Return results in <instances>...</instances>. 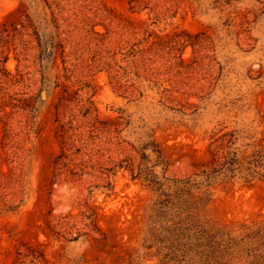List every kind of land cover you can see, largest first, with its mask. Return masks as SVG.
I'll return each mask as SVG.
<instances>
[{
    "label": "rangeland",
    "instance_id": "rangeland-1",
    "mask_svg": "<svg viewBox=\"0 0 264 264\" xmlns=\"http://www.w3.org/2000/svg\"><path fill=\"white\" fill-rule=\"evenodd\" d=\"M228 139L264 149V0H0V264H163L129 168ZM209 191L212 225L264 221V179Z\"/></svg>",
    "mask_w": 264,
    "mask_h": 264
},
{
    "label": "trees",
    "instance_id": "trees-1",
    "mask_svg": "<svg viewBox=\"0 0 264 264\" xmlns=\"http://www.w3.org/2000/svg\"><path fill=\"white\" fill-rule=\"evenodd\" d=\"M226 141L212 153L206 168L182 177L166 174L158 149L150 165L130 167V178L155 194L147 213L143 247L163 264H261L264 260V221L232 231L209 223V188L221 181L252 185L264 179V149L245 154ZM145 155L147 148H143ZM145 157L142 156V159ZM156 167L160 170L157 172Z\"/></svg>",
    "mask_w": 264,
    "mask_h": 264
}]
</instances>
